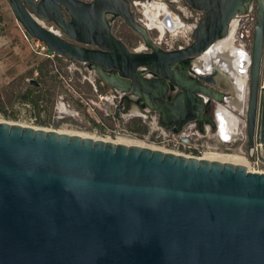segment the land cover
<instances>
[{
  "label": "water",
  "instance_id": "water-1",
  "mask_svg": "<svg viewBox=\"0 0 264 264\" xmlns=\"http://www.w3.org/2000/svg\"><path fill=\"white\" fill-rule=\"evenodd\" d=\"M7 1L46 55L86 64L110 87L117 116L138 106L173 132L213 124L222 73H203L196 59L237 30L250 5L185 0L202 14L192 40L164 49L130 0ZM255 3L244 125L248 149L260 143L264 163V3ZM117 17L141 36L142 49L113 33ZM0 264H264V172L2 121Z\"/></svg>",
  "mask_w": 264,
  "mask_h": 264
},
{
  "label": "rangeland",
  "instance_id": "rangeland-1",
  "mask_svg": "<svg viewBox=\"0 0 264 264\" xmlns=\"http://www.w3.org/2000/svg\"><path fill=\"white\" fill-rule=\"evenodd\" d=\"M135 1L139 2L132 4L135 17L147 24V15L153 12L146 11L150 5L148 6L147 0ZM152 4L163 5L166 11L184 24L182 29L173 31L163 27L162 39L159 38L158 28L150 27L148 32L152 39L159 41L160 47L169 49L189 44L192 40V8L185 0H155ZM163 15L161 12L157 18H162ZM112 31L129 49L143 47L141 36L121 18L114 20ZM30 78L36 79L39 85H30ZM34 87L39 90L32 92L33 103L23 100L22 95L26 89ZM113 94L85 64L72 62L58 55H46V46L36 39H28L24 28L16 21L8 1L0 0V120L84 133L107 140L127 137L153 148L172 151L151 140L157 131L155 115L151 119H147L144 113H119L117 116L115 104L118 98L113 97ZM136 119H142L146 123V131L132 129ZM201 139L213 145L216 148L213 151L223 153H233L242 147V141H225L214 130H210ZM242 150L245 151V147ZM177 153L192 156L187 151L179 150Z\"/></svg>",
  "mask_w": 264,
  "mask_h": 264
},
{
  "label": "crops",
  "instance_id": "crops-1",
  "mask_svg": "<svg viewBox=\"0 0 264 264\" xmlns=\"http://www.w3.org/2000/svg\"><path fill=\"white\" fill-rule=\"evenodd\" d=\"M154 1L155 0H149L146 2L148 6H151ZM132 3L138 4L139 2L133 0ZM231 35L232 36L229 37L227 42L222 43L223 45L220 47L221 49L219 47H214L206 56H200L196 59L199 64V69L203 73H214L217 70L222 73V75H216L218 76V80L225 85V88L222 90V100L212 101L208 115L212 118L213 124L207 123L202 127L204 130L213 129L223 139H231L234 136L245 133L240 122L243 119L244 113L243 106L246 88L245 75H247V58L251 46L247 40L237 36L235 27L233 28ZM108 88L110 89L109 86ZM131 104L134 105L133 103ZM135 108L139 110L138 106H135ZM120 113L125 114L123 112ZM143 115L147 119H151V117L154 116V114H150L149 116L145 113ZM192 126H194V123H192Z\"/></svg>",
  "mask_w": 264,
  "mask_h": 264
},
{
  "label": "built area",
  "instance_id": "built-area-1",
  "mask_svg": "<svg viewBox=\"0 0 264 264\" xmlns=\"http://www.w3.org/2000/svg\"><path fill=\"white\" fill-rule=\"evenodd\" d=\"M255 8V0H250L248 12L252 11ZM201 16L202 14L200 12L192 9V24H195L201 18ZM239 28L240 25L236 30L237 36L240 34ZM156 42L158 44L160 43L159 41ZM112 96L115 97L116 94H113ZM156 130V134L154 133V135H152L151 137L152 142L162 146L163 148L171 149L172 151H174V153H177V151L181 150L187 151L188 153L192 154V156L200 157L208 150H216V148L213 145L209 144L205 139H201V137H204V135L199 132L198 129L188 130L184 128L180 132H173L165 131L157 125ZM259 146L260 143L256 144L254 148L249 149L248 151H243L239 147L237 151L241 152L244 155L247 164L246 168L248 170L260 173L264 172V163L257 156V147Z\"/></svg>",
  "mask_w": 264,
  "mask_h": 264
},
{
  "label": "bare ground",
  "instance_id": "bare-ground-1",
  "mask_svg": "<svg viewBox=\"0 0 264 264\" xmlns=\"http://www.w3.org/2000/svg\"><path fill=\"white\" fill-rule=\"evenodd\" d=\"M153 6L154 7L147 8V10H146L147 12H148V10H149V12L153 11L151 13V15H147L149 17L148 18L149 21H148L147 25L144 24L148 29L150 27L158 28L159 33H160V37H161L163 35V27L167 26V28L170 31L177 30V29H182L184 27V24L181 21H179L178 18L172 16L168 11H166V8L163 5H159V4L155 5V4H153ZM161 12H163L164 15H163L162 19L159 20V18H157V16L160 15ZM166 15H169V23H171L170 26H168V24H167L168 21L165 20V16ZM231 34H232V32H231ZM231 34L227 38L216 42L214 47H216V48L219 47L220 48L223 45L222 43L227 42L229 37L232 36ZM142 48H140V49H142ZM138 111L140 113H142L140 110H137L135 108V106H134L131 109H129V114H137V113H139ZM0 122H2V120H0ZM57 132H64V133H68L69 135H79L81 137H90V138H93V139H102V138H96V137H93V136H90V135H86L84 133H78V132H71V131L68 132V131H61V130L57 131ZM225 136H226V134H225ZM102 140L111 141V142L116 143V144L139 145V146L149 147V148H152V149H160L162 151H168V150H165V149H162V148H156V147L153 148V146H147V145H145V144H143L141 142L129 139L127 137L126 138L125 137H118V138H116L114 140H112V139L111 140L102 139ZM200 158L208 159V160H215V161H220V162H230V163H234V164H241V165H244L245 167L247 165L245 157H244V155L241 152L223 153V152L208 150Z\"/></svg>",
  "mask_w": 264,
  "mask_h": 264
},
{
  "label": "flooded vegetation",
  "instance_id": "flooded-vegetation-1",
  "mask_svg": "<svg viewBox=\"0 0 264 264\" xmlns=\"http://www.w3.org/2000/svg\"><path fill=\"white\" fill-rule=\"evenodd\" d=\"M150 8L151 7H154L153 5L149 6ZM148 8V7H147ZM164 14V13H163ZM159 18V17H158ZM162 18H159V20H161ZM256 19H257V16H256V8L253 9L252 11L248 12L247 15H245V17H243L240 21V28H239V35L241 38L245 39L248 41L249 45L251 46L252 44V35H253V28H254V24L256 23ZM148 23V22H147ZM147 25V24H146ZM166 29L167 26L165 27ZM163 35L161 37H159L160 39H162ZM251 48V47H250ZM117 97V96H115ZM118 98V97H117ZM119 102L117 101V103L115 104V107L116 105L118 104ZM245 103H246V98L244 100V106H243V109H245ZM123 105V104H121ZM244 112V110H243ZM150 114H154L153 112H150ZM155 115V114H154ZM244 119H245V115L243 113V119L242 121L240 122V125L243 126L244 128V132H245V125H244ZM192 123H194V126H192ZM204 124H207V122H203L202 124L200 123H196V122H190L186 127L185 129H188V130H192V129H198L199 132H201L203 135H205L207 133H209L210 130L213 131V129H209V130H204V128L202 127ZM225 141H236V140H240L242 142H240V144L242 145L241 150L243 149V147H245V151H248V144H247V137H246V133L244 134H239L237 136H234L233 138L231 139H224Z\"/></svg>",
  "mask_w": 264,
  "mask_h": 264
},
{
  "label": "trees",
  "instance_id": "trees-1",
  "mask_svg": "<svg viewBox=\"0 0 264 264\" xmlns=\"http://www.w3.org/2000/svg\"><path fill=\"white\" fill-rule=\"evenodd\" d=\"M33 90H39V88H35L34 87L32 89H26V91L22 95V99L26 100L29 103H33V100L31 98ZM134 124H135V126L132 129L135 130V131H146L147 130V125H146L145 122H143L142 119H136Z\"/></svg>",
  "mask_w": 264,
  "mask_h": 264
}]
</instances>
